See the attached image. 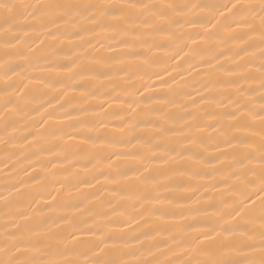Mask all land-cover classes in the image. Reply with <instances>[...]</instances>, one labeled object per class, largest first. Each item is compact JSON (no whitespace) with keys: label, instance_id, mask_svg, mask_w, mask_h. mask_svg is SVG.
<instances>
[{"label":"snow or ice","instance_id":"snow-or-ice-1","mask_svg":"<svg viewBox=\"0 0 264 264\" xmlns=\"http://www.w3.org/2000/svg\"><path fill=\"white\" fill-rule=\"evenodd\" d=\"M185 25L202 31L189 36L191 46H177ZM154 49L169 50L175 65L164 71L190 91L170 89L171 97L154 100L144 95L154 82L145 81L137 99L117 84L145 75L151 81L147 69L160 59ZM57 85L58 95L44 102L51 111L41 104L40 119L31 116L34 93ZM101 88L116 92L111 102ZM0 96V141L20 149L11 166L5 161L6 175L31 153L32 171L39 167L45 176L27 168L24 175L37 184L48 180L57 193L33 196L21 178L0 196V264H264V0H0ZM92 99L103 103L86 121ZM113 102L129 109L118 131L143 133L132 137L136 151L111 153L116 160L139 157L140 166L114 173L99 167L94 151L115 146L112 133L99 131L108 128L101 114ZM73 120L80 144L69 151L62 142L75 139L65 130ZM48 145L53 158L41 164ZM61 172L68 173L62 180ZM219 183L238 195L211 205V214L202 211L201 197ZM56 184H75L79 202H62ZM80 184L102 187L84 193ZM109 193L127 204L95 211Z\"/></svg>","mask_w":264,"mask_h":264},{"label":"bare ground","instance_id":"bare-ground-1","mask_svg":"<svg viewBox=\"0 0 264 264\" xmlns=\"http://www.w3.org/2000/svg\"><path fill=\"white\" fill-rule=\"evenodd\" d=\"M177 2H191V3H206V4H227L230 2V0H177ZM253 2H258V0H253ZM209 14L208 10H200L198 12V15L201 16H207ZM239 31V29H237ZM198 31H202V29L197 26L193 27L192 25H185L183 28L179 29L177 36L175 37V43L177 46H183L184 43L192 45V41L189 39V36L192 33H196ZM197 39H199L197 37ZM187 50V49H185ZM154 55L159 59V62L156 65H153L149 69H147L148 75H151L152 79L151 81H148V76H144V80H140L136 77L133 78L132 82L128 81H117V84H120L123 88H128L130 91H132L135 96L134 98L139 99L140 93L136 92L137 88H140L141 84L145 81L148 83H153L154 86L151 93H144L145 96L151 95L153 96L154 100L161 99L162 96L165 94H168L169 97H171L172 92L170 89L175 90L177 94L190 91V87H182L184 85V81H180V84L177 85L172 82L171 77L168 76L167 72L164 71L165 68H168L171 70V67L175 65V60H172L170 58V52L167 49H154L153 50ZM183 55V53H181ZM177 60H179V57H176ZM182 65V71H184V74L187 75V69L189 67L188 64H185L183 61H181ZM156 72L161 73L166 81L167 84L162 83L160 78L155 75ZM143 74V73H142ZM61 77H63L65 74L60 73ZM172 75L176 76V79L179 80L180 77L177 75V73L173 72ZM200 77H196V80H199ZM189 85L195 83L192 77L188 78ZM131 85V86H130ZM63 85H57L55 89L52 90H38L34 93L35 100L32 103H29L28 105V111L31 112V116H34L37 120L40 119L39 113L35 111V109L39 108L41 104H44V108H48L47 104L44 103L47 101L50 97L58 95L59 89L62 88ZM33 88H36L37 86L33 85ZM91 87V85H89ZM100 92L104 94V100H108L111 102V97L116 95V92L110 91L108 88H101ZM122 99H126V97H123ZM2 96H0V104H2ZM147 102V101H146ZM103 103V100H96L92 99L90 103H88L87 108L89 110V115L84 117L86 121H93L96 119V117L92 113L99 112V104ZM53 104H56V101L53 100ZM104 106L107 108L108 105L104 104ZM44 108H40V112H44ZM48 111H51V108H48ZM77 112L79 109L76 110ZM129 109H127L121 102H113L112 107L108 109L107 114H101L105 118V122L108 124V128L106 129H99L101 132H109L114 135L115 138V146L114 147H107L104 146L102 149L100 147L94 149L96 151L97 155L101 158V164L100 168L103 169L106 172H112L114 173L116 168H119L122 172L127 171L130 168H136L140 166V158H130V159H121L116 160L115 156H111L112 152L117 153H125L129 151H136L137 149L133 147V145H137L138 142L136 139H132V137L140 136L143 133L140 130H135V132H128L127 129H125L124 133H120L118 129L121 127V121L124 120L128 116ZM28 124L31 123V117H25L24 121ZM65 130L69 133H72L73 136H75V139H66L62 143L66 144L69 147V151H71L72 145H78L80 144V136L78 134L77 128L78 124L77 121H65ZM69 125H77V127H71ZM0 127H2V122H0ZM143 127V126H142ZM129 139L132 140L131 143H129ZM51 145L46 146L45 150L41 153V164H47L49 159H52L53 157H50L48 155V148H50ZM20 149L13 147L11 144L5 145L2 141H0V196H8V188L12 183L17 182L19 179L23 178L25 180H29L30 184L33 185V187L29 190L31 195H35L37 192H39L44 197L48 196L49 192H52L53 195H56V192H53L51 183L48 180H45L43 184H37L36 181H32L29 179V177H26L23 172V168H27L28 172L32 174V176L37 177V179H40L41 177L45 176L44 172H41L39 167H37V171L33 172L32 168L29 166L30 163L36 159L35 156L31 155L29 153V158L23 159L21 162L16 164V170L12 171L10 175H6L8 172V167L5 165V161H7L8 166H11L13 164V161L15 160V156L13 153L19 152ZM111 156V161H114L115 164L112 167H109V164L111 161H109L108 157ZM11 157V159H9ZM22 165V167H21ZM68 173L61 172L58 176V179H64L65 176H67ZM129 175L131 173L129 172ZM83 176V174H82ZM101 180H103V177H101ZM206 182V181H202ZM216 183V181H213ZM71 187V192L68 191V188ZM79 189H81L84 193H88L89 191H98L101 189L102 185H97V188L95 190H90L84 187L83 184H80ZM104 187L107 188H113L115 187L112 184L104 185ZM55 188L59 192V198L62 200V202H67L69 204H75L78 203L81 199V193L77 190V186L75 184L67 185L63 190L60 189V185L56 184ZM234 195L230 193L227 190V185L224 183H219V186L217 189H213L210 193H204L200 200V208L202 211H207L209 214H211L215 209L211 207L213 204L219 205V201L221 198L223 199H231ZM109 201H111V204H109ZM40 207L44 208L45 212H48V209L45 207L46 201H39ZM118 203H124L127 204V202L119 201L118 198L112 196L110 193L104 195L102 202H97V205L95 207V211L100 213H110V209L117 205ZM33 207L35 208L36 205L33 204ZM3 202L0 201V233L3 231ZM40 209L38 208L37 211ZM130 210V209H126ZM51 214V213H49ZM85 238H87V234L85 235ZM127 238V237H126Z\"/></svg>","mask_w":264,"mask_h":264}]
</instances>
